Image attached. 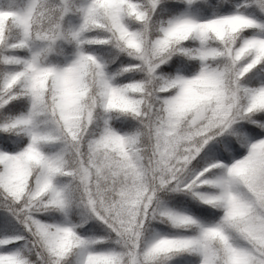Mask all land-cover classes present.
Here are the masks:
<instances>
[{
    "label": "snow or ice",
    "instance_id": "snow-or-ice-1",
    "mask_svg": "<svg viewBox=\"0 0 264 264\" xmlns=\"http://www.w3.org/2000/svg\"><path fill=\"white\" fill-rule=\"evenodd\" d=\"M0 264H264V0H0Z\"/></svg>",
    "mask_w": 264,
    "mask_h": 264
}]
</instances>
